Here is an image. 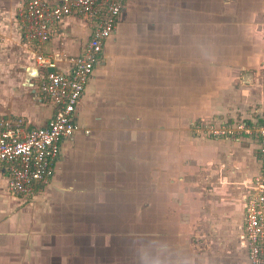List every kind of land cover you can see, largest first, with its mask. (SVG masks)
Segmentation results:
<instances>
[{
    "label": "crops",
    "instance_id": "crops-1",
    "mask_svg": "<svg viewBox=\"0 0 264 264\" xmlns=\"http://www.w3.org/2000/svg\"><path fill=\"white\" fill-rule=\"evenodd\" d=\"M23 1L0 0V117L43 126L55 105L31 53L61 56L68 72L93 21L66 16L28 40ZM76 114L32 194H12L0 162V264H249L257 139L193 125L264 123V0H125Z\"/></svg>",
    "mask_w": 264,
    "mask_h": 264
},
{
    "label": "built area",
    "instance_id": "built-area-1",
    "mask_svg": "<svg viewBox=\"0 0 264 264\" xmlns=\"http://www.w3.org/2000/svg\"><path fill=\"white\" fill-rule=\"evenodd\" d=\"M124 5L125 0H24L19 5L17 16L28 40H47L52 23L74 14L92 20L93 29L82 52L68 58L72 64L68 72L57 66L61 56L31 53L43 69L41 93L54 103L55 112L43 126H29L21 117H0V162L8 166L12 194H32L52 178L61 142L80 128L77 106ZM193 131L210 137L250 135L257 139L260 170L246 187L242 234L250 264H264V123L254 126L244 121L211 120L195 123Z\"/></svg>",
    "mask_w": 264,
    "mask_h": 264
},
{
    "label": "rangeland",
    "instance_id": "rangeland-1",
    "mask_svg": "<svg viewBox=\"0 0 264 264\" xmlns=\"http://www.w3.org/2000/svg\"><path fill=\"white\" fill-rule=\"evenodd\" d=\"M205 234V233H204ZM192 237V236H191ZM195 237V236H194ZM197 237V236H196ZM198 238V237H197ZM195 239V238H194ZM247 261H248V259H247ZM248 263L250 264V262L248 261Z\"/></svg>",
    "mask_w": 264,
    "mask_h": 264
}]
</instances>
